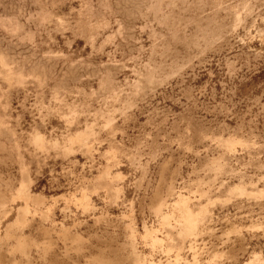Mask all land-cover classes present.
I'll return each mask as SVG.
<instances>
[{"label":"rangeland","instance_id":"rangeland-1","mask_svg":"<svg viewBox=\"0 0 264 264\" xmlns=\"http://www.w3.org/2000/svg\"><path fill=\"white\" fill-rule=\"evenodd\" d=\"M0 264H264V0H0Z\"/></svg>","mask_w":264,"mask_h":264}]
</instances>
